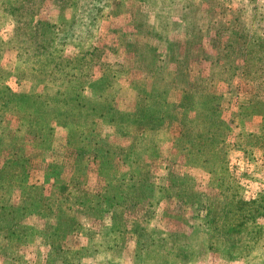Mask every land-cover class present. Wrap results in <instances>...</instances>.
Masks as SVG:
<instances>
[{
	"label": "rangeland",
	"instance_id": "374dc122",
	"mask_svg": "<svg viewBox=\"0 0 264 264\" xmlns=\"http://www.w3.org/2000/svg\"><path fill=\"white\" fill-rule=\"evenodd\" d=\"M88 4L0 0V264H264V0Z\"/></svg>",
	"mask_w": 264,
	"mask_h": 264
},
{
	"label": "trees",
	"instance_id": "16d2710c",
	"mask_svg": "<svg viewBox=\"0 0 264 264\" xmlns=\"http://www.w3.org/2000/svg\"><path fill=\"white\" fill-rule=\"evenodd\" d=\"M87 2L89 3L88 7L93 8L95 12L98 11V10H103V9L106 8V0H87ZM90 10L92 11V9H90ZM57 40H58V38H57V35H56V41ZM52 44H53L52 43V39H50V41H48L46 39V42H42L40 44L39 48L45 49L48 45L52 46ZM7 107H9L8 104H5V103L1 104V110L2 111H4V108H7ZM43 201H44V198H43ZM30 203H32V206H33V204H36V203H41L42 204L44 202H42L41 200H36V197H35L33 200H31ZM236 226H237L238 229H240L241 226H242V222L241 223H237L235 225V228L233 229L235 232L238 230V229H236ZM238 233H239V231H238Z\"/></svg>",
	"mask_w": 264,
	"mask_h": 264
}]
</instances>
